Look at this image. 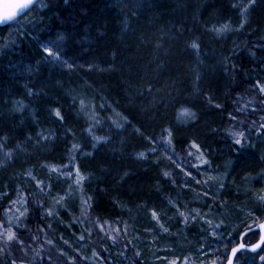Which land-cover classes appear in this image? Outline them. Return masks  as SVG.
<instances>
[{
  "label": "trees",
  "instance_id": "obj_1",
  "mask_svg": "<svg viewBox=\"0 0 264 264\" xmlns=\"http://www.w3.org/2000/svg\"><path fill=\"white\" fill-rule=\"evenodd\" d=\"M232 1L40 0L21 32L13 23L0 28V143L25 147L41 131L54 137L49 150L25 147L0 170V221L16 239L4 247L5 264H169V253L165 262L155 257L163 242L177 264H226L241 236L264 221V200L251 203L241 189L264 167V0L253 1L240 33L219 40L209 25L231 16ZM48 42L69 70L48 59ZM76 87L130 122L86 159L91 140L70 97ZM12 100L27 102L32 116L5 111ZM185 107L198 119L180 127ZM233 132L244 133L242 152ZM222 172L224 189L208 190L204 173ZM213 218L228 228L222 244L201 225ZM259 238L253 230L244 241ZM261 257L264 247L235 264H264Z\"/></svg>",
  "mask_w": 264,
  "mask_h": 264
},
{
  "label": "rangeland",
  "instance_id": "obj_2",
  "mask_svg": "<svg viewBox=\"0 0 264 264\" xmlns=\"http://www.w3.org/2000/svg\"><path fill=\"white\" fill-rule=\"evenodd\" d=\"M254 0H233L232 1V11L230 17H224L222 20H212L209 25V30L214 34L215 37H217L219 40H223L226 38H229V36H232L236 33H240L246 23V16L248 14L249 7L253 3ZM42 5V6H41ZM247 6V10L245 12H241V9ZM47 4L41 3L39 6L40 10H46ZM227 24L228 28L223 32H218L216 29L220 28L221 25ZM243 24L241 27L240 25ZM24 23L20 22L18 24H14L13 27L10 29L11 31H20L23 27ZM9 30V31H10ZM23 32V31H22ZM1 40V39H0ZM52 46L54 45L52 42L43 43L41 45L42 49L44 46ZM55 46V45H54ZM59 46L54 47L55 50H59L61 53L62 59L59 62L53 61L47 53L46 56L48 59L55 65L58 66L61 69L69 70L70 63L65 60V58L62 55V52L59 48H56ZM198 51V49H197ZM70 97L73 103V106L76 107V110L78 112L79 117L81 120H83L86 134L88 138L91 140V150L86 152L84 155V158L90 157L93 155V153L101 146H108L110 145L117 136H119L120 133L126 131L128 128H130V122L126 117H124L118 110L113 108L109 103H106L102 101L100 97H96L92 95L91 93L87 92V90L83 87H76L75 89L70 91ZM83 100L84 104L81 105L80 101ZM187 108V107H185ZM182 108V109H185ZM3 109L6 111L8 110L9 113L12 114H22L29 116H32L34 113L30 105L22 100H12L8 102L6 105L4 104ZM182 109H180L177 117V124H179L180 127H189L193 123H195L198 119L197 114L194 110L187 108L190 110L191 115L182 114ZM264 127V126H263ZM95 137H103V139L97 140ZM53 134L50 131H41L39 132L35 137H32L29 139V142L27 143V146L32 149H39L42 151L49 150V146L51 145L53 141ZM23 146H16V148L12 147L10 144H7L5 141L0 143V170L8 165H10L15 157L23 155L28 150ZM262 158H264V151L261 152ZM204 178L208 186V190H215L222 191L226 185V182L228 181V175L225 172H222L221 174L217 173H204ZM244 184L242 185V194H246L244 197L251 202L256 203L261 201L258 196L264 195V193L261 192V189H264V167L261 169L259 174L256 176H250L245 178ZM206 190V189H205ZM207 191H205L206 193ZM208 194V193H206ZM244 210V209H243ZM248 214V213H247ZM246 214V215H247ZM201 225H203V228L210 233V239H215L216 242L222 244L223 241L226 240V235H229V233H225V230H227V226L223 222H219L214 219L205 220ZM9 229V228H8ZM6 228L4 226L0 227V262L2 264H5L7 262L8 257L4 254L3 250L6 251L5 246L12 245L16 242L15 236L12 240H8L7 236L5 234ZM12 231V229H10ZM234 231V230H233ZM231 231V234L233 233ZM147 232V231H146ZM215 233V234H214ZM154 236V235H153ZM154 239V238H152ZM45 241L43 239L37 240V248L39 252L44 251L45 248ZM9 244V245H8ZM162 250H159L157 252V256L159 258L160 262L167 261V254L172 255V260L169 261V264H177L178 261H180V257L177 256L176 259L173 257L172 253L174 252L172 248V244H168L167 242L161 243ZM86 245L81 244L80 245V251L86 250ZM152 247L151 245H149ZM217 244L214 246H211L210 249L208 248H202V250L199 251L197 255V260L202 262L203 260H208V258L213 255L214 252L217 250ZM215 249V250H214ZM156 255V254H155ZM151 258H153V255H151ZM199 262V263H200Z\"/></svg>",
  "mask_w": 264,
  "mask_h": 264
},
{
  "label": "snow or ice",
  "instance_id": "obj_3",
  "mask_svg": "<svg viewBox=\"0 0 264 264\" xmlns=\"http://www.w3.org/2000/svg\"><path fill=\"white\" fill-rule=\"evenodd\" d=\"M34 3H35V0H0V25H3V24H8V23H13V24H18L21 20H23L27 14L33 9V6H34ZM42 6V5H41ZM247 10V6H245L244 8L241 9V12H245ZM241 27L243 26V24L240 25ZM228 28V25L227 24H223L220 26V28L216 29L218 32H223L225 31L226 29ZM54 45L52 46H44L43 48V51L45 53L48 54V56L55 62H59L62 57H61V53L59 50H55L54 51ZM193 48L195 49H198L199 48V45L198 44H195L193 43ZM261 90L264 91V85L261 86ZM81 105L84 104V101L81 100L80 101ZM182 114H187V115H191L190 113V110L185 108V109H182ZM55 113L58 117H61V119H63V117L61 116V113H60V110L57 108L55 110ZM233 135V138L235 140V144L238 146L237 147V152H242L243 150V145L246 143V141L243 139L244 137V133L243 132H233L232 133ZM97 140L99 139H103V137H95ZM151 139V138H149ZM161 139H165L164 137H161ZM194 143V142H193ZM78 145H73V148H77ZM172 147V141H171V132L169 131L168 132V137H167V141H166V144L164 145V149H167V148H171ZM196 148H199V145H195ZM152 152H155L156 149L153 148L151 149ZM165 154H167L165 152ZM140 156H144L145 154L144 153H139ZM189 155H191V153H189ZM169 159H171V157H169ZM75 160L74 157H72V159L69 161V163H73ZM204 160L201 159V163H203ZM52 168H55L56 166L53 165L51 166ZM58 170V169H57ZM76 173L78 174L76 179H75V182L77 184H79L81 182V180L84 179L83 175L82 174H79V168L76 167ZM65 175H69L71 176L72 175V172H67V173H64ZM166 176L169 175V173L165 172L164 173ZM189 175H191V173H189ZM38 183H43L42 181H37ZM261 192L264 193V189H261ZM258 198L260 200H264V195H259ZM61 199H63V197H61ZM15 203V202H13ZM86 203V202H85ZM26 210V209H25ZM49 211H51L49 209ZM22 214V213H21ZM153 215L155 216L156 213L153 212ZM3 223L2 221H0V227L3 226ZM102 227V226H101ZM259 227L261 229H264V223H261L259 225ZM5 234L7 236V239L10 241L14 238L15 236V233L13 231H11L10 229H6L5 230ZM215 234V233H214ZM84 237L81 236V239H83ZM114 239V237H113ZM21 243H23V241H21ZM49 243H51V241H49ZM260 243L264 244V237H261V240H260ZM250 247H259V244H253V245H249ZM239 248H244L245 245L243 243H241L239 246ZM238 251V248H232L231 249V255L233 257L236 256V253ZM70 259H74V258H71ZM261 259H264V257H261ZM13 264H15V262H13ZM227 264H233V260L232 259H228L227 261Z\"/></svg>",
  "mask_w": 264,
  "mask_h": 264
},
{
  "label": "water",
  "instance_id": "obj_4",
  "mask_svg": "<svg viewBox=\"0 0 264 264\" xmlns=\"http://www.w3.org/2000/svg\"><path fill=\"white\" fill-rule=\"evenodd\" d=\"M39 1H40V0H35L34 6L37 5V3H38ZM34 6H33V7H34ZM10 24H12V23L10 22V23H8V24L0 25V28L6 27V26H8V25H10ZM262 223H264V221H263ZM260 224H261V223H260ZM260 224H259V225H260ZM259 225L253 229V230H257V231H259V233H260V238H259V240L255 243V244H259V247H255V248H253V247H250L249 245H246V244H245V241H244V240H245L246 236H247L248 234H250L253 230H248V231H246V232L241 236L240 241H239V244H238L236 247H234V248H238V251H237V253H236V256L233 257V256L231 255V252H230V254H229V258H228V259H232V260H233V264H235L237 257H238L239 254L242 253V252H249V253H251V254H258V253L262 250V248L264 247V244L260 243V240H261V237H264V229H261V228L259 227ZM241 243H243V244L245 245L244 248H239V247H238ZM226 264H227V263H226Z\"/></svg>",
  "mask_w": 264,
  "mask_h": 264
}]
</instances>
